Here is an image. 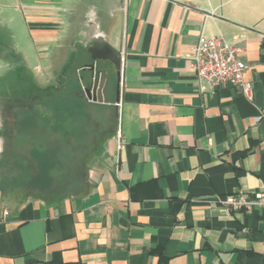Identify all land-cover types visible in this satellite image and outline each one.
I'll return each instance as SVG.
<instances>
[{
	"label": "crops",
	"instance_id": "obj_1",
	"mask_svg": "<svg viewBox=\"0 0 264 264\" xmlns=\"http://www.w3.org/2000/svg\"><path fill=\"white\" fill-rule=\"evenodd\" d=\"M0 31L23 46L0 42V70L20 72L0 95L63 90L99 36L122 51L119 99L97 103L113 128L79 194L5 186L0 102V264H264V211L220 202L264 191V0H0ZM202 34L241 49L250 96L201 90L188 54ZM31 59L44 85L24 75Z\"/></svg>",
	"mask_w": 264,
	"mask_h": 264
},
{
	"label": "rangeland",
	"instance_id": "obj_2",
	"mask_svg": "<svg viewBox=\"0 0 264 264\" xmlns=\"http://www.w3.org/2000/svg\"><path fill=\"white\" fill-rule=\"evenodd\" d=\"M3 33L0 31V42L23 52L19 40L3 37ZM38 64L31 59L28 72L23 73L44 85L46 76ZM16 73L20 74L13 69L0 70L12 90L20 87L14 79ZM84 75L85 71L74 72L69 85L62 84L64 80L53 83L51 86L63 90L45 99L37 93L0 95L7 142L3 179L21 198L53 200L82 192L90 157L101 148L114 122L111 111L87 98L85 84L80 81Z\"/></svg>",
	"mask_w": 264,
	"mask_h": 264
},
{
	"label": "built area",
	"instance_id": "obj_3",
	"mask_svg": "<svg viewBox=\"0 0 264 264\" xmlns=\"http://www.w3.org/2000/svg\"><path fill=\"white\" fill-rule=\"evenodd\" d=\"M240 52L239 47L221 34L200 35L198 42L191 46L188 59L201 90L233 85L250 96L252 84L245 79L249 66L241 60ZM220 202L230 213L240 210L251 212L257 208L264 211V191L254 194L236 192L222 196Z\"/></svg>",
	"mask_w": 264,
	"mask_h": 264
},
{
	"label": "water",
	"instance_id": "obj_4",
	"mask_svg": "<svg viewBox=\"0 0 264 264\" xmlns=\"http://www.w3.org/2000/svg\"><path fill=\"white\" fill-rule=\"evenodd\" d=\"M90 52L94 63L88 65L90 68L91 78L93 81V87H87L85 93L87 98L91 101H97L98 103H107L109 95L115 90L116 99H119V83L121 78L122 68V51L121 48L111 44L104 36H99L94 47H91ZM98 60L109 61L116 69V84L110 81V79L104 78L103 81H99V77L96 76V62ZM100 83V85H99ZM100 86V90L97 88ZM96 91L97 94H94Z\"/></svg>",
	"mask_w": 264,
	"mask_h": 264
},
{
	"label": "flooded vegetation",
	"instance_id": "obj_5",
	"mask_svg": "<svg viewBox=\"0 0 264 264\" xmlns=\"http://www.w3.org/2000/svg\"><path fill=\"white\" fill-rule=\"evenodd\" d=\"M93 63H94V61L91 62V63L86 64V66L84 68L85 72H86V75L82 76L81 80H80V81H82L85 84V89L87 87H93V81H92V78H91L90 68L87 67L88 65L93 64ZM96 76H97V78L99 77V81L100 82L103 81L104 78H106V79L108 78V79H110L111 82L116 84V74L115 73L109 74L107 72L106 68L103 67V64L101 62H96ZM72 81H74V79L70 80V82H72ZM99 85H100V83H99ZM100 89H101L100 86H98L97 93H98V90H100ZM97 93H96V91H94V94H97ZM91 101L94 102V103H98L97 101H94V100H91Z\"/></svg>",
	"mask_w": 264,
	"mask_h": 264
},
{
	"label": "trees",
	"instance_id": "obj_6",
	"mask_svg": "<svg viewBox=\"0 0 264 264\" xmlns=\"http://www.w3.org/2000/svg\"><path fill=\"white\" fill-rule=\"evenodd\" d=\"M78 83V82H77Z\"/></svg>",
	"mask_w": 264,
	"mask_h": 264
}]
</instances>
